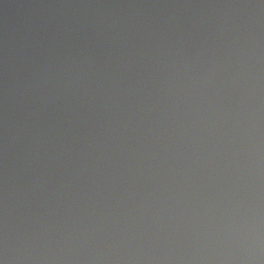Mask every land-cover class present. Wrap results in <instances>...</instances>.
Here are the masks:
<instances>
[{"label": "water", "instance_id": "obj_1", "mask_svg": "<svg viewBox=\"0 0 264 264\" xmlns=\"http://www.w3.org/2000/svg\"><path fill=\"white\" fill-rule=\"evenodd\" d=\"M0 264H264V0H0Z\"/></svg>", "mask_w": 264, "mask_h": 264}]
</instances>
